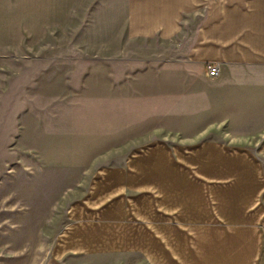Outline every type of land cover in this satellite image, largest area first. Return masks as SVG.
Returning a JSON list of instances; mask_svg holds the SVG:
<instances>
[{
    "label": "crops",
    "instance_id": "obj_1",
    "mask_svg": "<svg viewBox=\"0 0 264 264\" xmlns=\"http://www.w3.org/2000/svg\"><path fill=\"white\" fill-rule=\"evenodd\" d=\"M44 3L64 7V0H31V9ZM98 4L79 1L80 30L98 34L116 21L98 18ZM122 4L123 30L93 49L159 55L157 43L181 38L186 22L191 67H173L190 109L184 115L227 129L174 132L175 141L138 147L101 169L62 211L47 201L42 222L30 216L14 243L30 238L31 249L44 253L41 264H264V0ZM211 63L220 65L216 78L208 76ZM2 223L1 235L13 227Z\"/></svg>",
    "mask_w": 264,
    "mask_h": 264
},
{
    "label": "rangeland",
    "instance_id": "obj_2",
    "mask_svg": "<svg viewBox=\"0 0 264 264\" xmlns=\"http://www.w3.org/2000/svg\"><path fill=\"white\" fill-rule=\"evenodd\" d=\"M15 1L0 0V222L13 225L0 233V264H41L44 253L31 249L30 238L14 242L30 216L42 222L47 201L62 211L101 169L174 132L227 127L184 115L190 109L182 107L173 67H191L186 22L181 38L157 43L159 55L96 51L98 40L123 30L122 0H98V18L116 20L98 34L78 28L80 0H64L59 11L52 3L33 11L31 0H21L20 11Z\"/></svg>",
    "mask_w": 264,
    "mask_h": 264
},
{
    "label": "built area",
    "instance_id": "obj_3",
    "mask_svg": "<svg viewBox=\"0 0 264 264\" xmlns=\"http://www.w3.org/2000/svg\"><path fill=\"white\" fill-rule=\"evenodd\" d=\"M207 73L210 78H216L220 74V65L217 63H211L207 67Z\"/></svg>",
    "mask_w": 264,
    "mask_h": 264
}]
</instances>
